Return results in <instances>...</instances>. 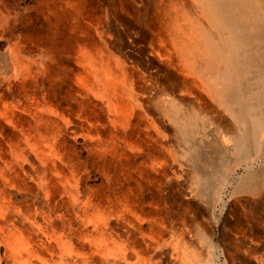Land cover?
<instances>
[{"label": "bare ground", "instance_id": "6f19581e", "mask_svg": "<svg viewBox=\"0 0 264 264\" xmlns=\"http://www.w3.org/2000/svg\"><path fill=\"white\" fill-rule=\"evenodd\" d=\"M171 1L172 13L160 17L167 21L168 31H155L157 45L147 62L156 61L173 85L157 92L154 105L181 137L185 158L203 183L195 190L197 197L213 212L225 191L231 190L232 196L263 192L264 169L259 177L251 171L264 159V0ZM0 4V264H159L158 252L167 245L166 221L161 210L147 203L144 192L162 184L167 161L155 146L145 151L142 170L136 155L127 157L135 175L122 171L121 161L107 158L111 151L115 155L117 141L131 154L138 151L140 130L132 116L139 110L135 116L144 119L141 114L152 100L141 102L139 97L147 95L150 86L135 89L118 62L105 55L100 34L75 13L74 26L62 35L63 44L71 46L57 64L73 79L61 83L64 95H55V59L60 56L52 33L55 0H33L27 9L33 13L29 19ZM183 13L198 15L193 23ZM41 19L47 26L45 34H20L26 23L35 28L42 25ZM207 56L214 68L210 74L226 66L230 81L223 100L210 88L208 95L218 107L223 104L243 116L250 124L247 135L256 137L244 143L246 151L238 158L228 153L230 146L219 125L224 119L218 116L219 123L212 121L208 114L213 108L196 92ZM72 64L79 67L78 74ZM199 126L210 129L218 146L195 142ZM150 128V124L144 128L145 140L151 139ZM69 133L91 143L94 154L88 168L98 171L99 184L87 185L90 172L73 154ZM207 153L213 157L207 158ZM168 154L171 165H181ZM239 168H243L240 177ZM254 213L263 232L264 214ZM248 244L244 240L243 246ZM261 250L251 248L247 264H263L257 256Z\"/></svg>", "mask_w": 264, "mask_h": 264}, {"label": "rangeland", "instance_id": "374dc122", "mask_svg": "<svg viewBox=\"0 0 264 264\" xmlns=\"http://www.w3.org/2000/svg\"><path fill=\"white\" fill-rule=\"evenodd\" d=\"M1 1L7 4L12 11L20 13L21 18L29 19V15L33 14L27 13L29 6L33 5V0H0V3ZM177 5L181 7L179 3ZM173 7L174 2L171 0H55V29L52 30V33L55 32V50H60V56L62 55L61 59L60 56L58 60L55 59V81H58L55 95L58 93L64 95L66 90H63L61 83L73 77L70 73L63 72V69L57 64L64 61L63 53L67 54L68 48L71 46L63 44L62 35L66 34L67 28L74 26L75 13H81L84 22L92 24V27L100 34L105 55L109 60L114 59L118 62L121 74L124 73L129 82H134L135 89L150 86V89L147 88V95H140L141 97H139V99L142 98L141 102L145 99L152 100L145 107V115L143 112L141 114L142 118L145 116L144 119L138 120L135 116L140 115L141 111L139 110L132 116V123H137V129L140 130L139 142L135 144V147L139 146L138 151L133 150L131 154L127 145L117 141L115 155H113L114 151H111L107 153V158L121 161L122 171L133 174H135L136 168L134 166L129 167L126 164V159L136 155L135 163L139 165V170H142L140 164L146 156L145 151L151 147L159 148L161 157H165L167 161V177L162 184L151 185L144 192L147 203L151 202L152 208L161 210L162 218L165 219L167 226L165 237L167 245L158 252L157 262L159 264H247L251 248L258 247L262 249L257 254L258 259L264 264V231H259L253 217L256 210L264 214V186L260 196L248 194L232 196L231 190L225 191L226 193L224 192L223 199L215 211L206 209L195 191L200 190L203 183L199 182L191 164L185 158L187 151L181 137L163 116L161 109L154 105L157 101V92L163 87H168L169 84L173 85V82L169 81L170 83H168L165 80L167 76L164 75L156 61L153 59L150 62L147 61L151 59L149 56L151 48L157 45V42L154 41L155 31H168L166 30L167 21L160 20V17L162 13H172L170 9ZM63 13H73V16L67 17ZM181 14L179 13V15ZM197 15L198 13H183L184 18L188 21L192 20L193 23ZM76 20L78 21V17ZM41 23L42 25L37 23L35 28L26 23L25 28L19 32L23 37L27 32V35L32 32L45 34L47 26L42 19ZM219 35L218 39L222 40L221 35ZM208 58L207 56L206 59ZM206 66L207 69L200 74L201 84L198 85L196 92H200L204 102L213 108L214 111L208 114L212 121L218 122V116L224 119L219 120L220 123H218L224 132L225 143L230 146L228 153L238 158L246 151L244 143L247 141L249 143L254 142L256 137L254 139L247 135L250 124L243 119V116L235 114L231 108H227L223 104L218 107L213 96L208 95L210 88L214 91V97L224 99V89L230 85L229 71L226 66L221 65L220 70L212 74L210 73L214 71V68L209 59ZM72 68L75 69L76 74L80 72L79 67H76L75 64H72ZM245 76L249 78L250 75ZM255 85L257 86L258 83ZM178 92L175 95H179ZM170 94L171 92L168 93L169 96H171ZM252 99L256 101L255 96H252ZM193 103L194 101L191 100L188 105L192 107ZM204 114L206 112L201 113V116ZM147 124L151 125L148 131L150 132V140H145L143 133ZM199 127L197 129L199 140L196 139L195 142H201L203 146L206 143L218 146V140L214 137L215 135H212L210 129L205 126ZM67 136L69 137L67 140L69 146L75 148L73 154L80 157V161L85 163L86 169L90 172L91 178L87 185L99 184L100 175L98 171L88 168V162H92L90 158L94 154L91 143L79 136L72 138L70 133ZM104 137L106 138V136ZM223 148L220 147L221 150ZM199 149L202 147L199 146ZM206 150L209 152L208 148ZM168 151L174 158L180 160V166L171 165ZM206 157L211 158L213 155L207 153ZM254 165L256 167L254 166L251 172L256 177L261 176V170L264 169V159ZM237 173L240 177L243 174V168H239ZM244 240L249 242L248 246L251 248L243 246ZM219 255L220 257L216 258ZM134 261V259L131 260V262Z\"/></svg>", "mask_w": 264, "mask_h": 264}]
</instances>
